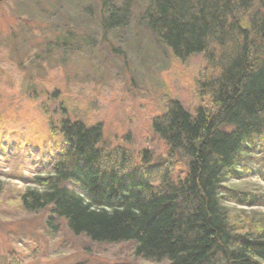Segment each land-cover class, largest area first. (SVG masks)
Returning a JSON list of instances; mask_svg holds the SVG:
<instances>
[{
	"label": "trees",
	"instance_id": "1",
	"mask_svg": "<svg viewBox=\"0 0 264 264\" xmlns=\"http://www.w3.org/2000/svg\"><path fill=\"white\" fill-rule=\"evenodd\" d=\"M87 1L76 0L72 16L92 21L103 36L145 29L175 58L201 53L198 95L211 106L190 112L165 102L151 128L168 155L154 164L145 152L137 162L127 147H107L101 123L63 118L51 127L61 137L58 152L47 171L30 177L21 206L48 208L97 243L132 241L133 253L147 260L264 264V212L253 209L264 206V191L228 185L264 182V0L258 9L253 0ZM67 24L59 34L76 37ZM178 160L183 175L174 174Z\"/></svg>",
	"mask_w": 264,
	"mask_h": 264
},
{
	"label": "rangeland",
	"instance_id": "2",
	"mask_svg": "<svg viewBox=\"0 0 264 264\" xmlns=\"http://www.w3.org/2000/svg\"><path fill=\"white\" fill-rule=\"evenodd\" d=\"M75 1L0 0V264H168L136 256L132 241L97 243L73 234L48 208L21 206L30 177L47 171L58 152L61 137L51 127L63 118L101 123L107 147L125 146L137 162L145 152L154 164L168 155L151 128L165 102L175 99L190 112L211 106L198 95L201 53L175 58L145 29L103 36L92 21L72 16ZM65 24L77 29L76 37L59 34ZM173 171L183 175L184 162ZM228 185L264 191L257 177Z\"/></svg>",
	"mask_w": 264,
	"mask_h": 264
}]
</instances>
